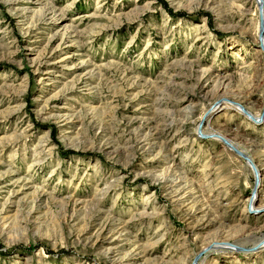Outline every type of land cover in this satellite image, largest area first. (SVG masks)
<instances>
[{"label": "rangeland", "instance_id": "obj_1", "mask_svg": "<svg viewBox=\"0 0 264 264\" xmlns=\"http://www.w3.org/2000/svg\"><path fill=\"white\" fill-rule=\"evenodd\" d=\"M262 20L259 0H0V264H264Z\"/></svg>", "mask_w": 264, "mask_h": 264}, {"label": "bare ground", "instance_id": "obj_2", "mask_svg": "<svg viewBox=\"0 0 264 264\" xmlns=\"http://www.w3.org/2000/svg\"><path fill=\"white\" fill-rule=\"evenodd\" d=\"M259 3L260 4H262V3H264V0H259ZM263 31H264V27H263ZM263 40V42H264V38L262 39ZM225 88V82H224V79L221 81V83L218 85V89H224ZM155 103V102H154ZM228 105V104H227ZM213 113L214 112H212V113H210V112H208L207 114H206V119H205V122H204V119L202 120V122H203V124L205 123V124H208V122H209V120H207V119H210L212 116H213ZM209 115V116H208ZM208 116V117H207ZM261 116V115H260ZM157 119V118H156ZM169 119V118H168ZM168 119H167V117L165 118V120L163 121L164 122V126H170L171 124H173L172 123V121L171 120H169L168 121ZM171 121V122H170ZM171 123L170 125H166V123L168 124V123ZM161 123V122H160ZM163 124V123H162ZM207 134H209V135H211V136H214V138H218V139H227L225 136H223L222 134H220V133H218V132H215V131H213V130H211L210 132H207ZM213 138V139H214ZM230 145H232L233 147H235L236 146V144L234 143V142H230L229 143ZM247 144V143H246ZM252 147H254V144H251L250 146H249V151H250V149L252 148ZM239 153V152H238ZM243 155H246L247 157H248V161H247V163L251 166V167H254L255 169H256V171H257V173H260L261 171L259 170V168H258V166H257V164H256V162H255V160L251 157V155L248 153V152H246V151H244V154ZM166 177V176H165ZM168 178V177H167ZM181 179V178H180ZM162 180H164L165 181V178H162ZM256 191V190H255ZM176 197V196H175ZM258 197L259 196H257V194L256 193H252L251 195H250V197L248 198V205L249 206H251L253 209H255V210H261V209H263L264 210V206H258L259 204L257 203L258 202ZM259 200H260V198H259ZM220 204V203H219ZM261 205V204H260ZM208 248V247H207ZM207 248H205V249H203V250H201L200 252H201V254L202 255H205L206 253H208V252H210V251H208L207 250Z\"/></svg>", "mask_w": 264, "mask_h": 264}, {"label": "water", "instance_id": "obj_3", "mask_svg": "<svg viewBox=\"0 0 264 264\" xmlns=\"http://www.w3.org/2000/svg\"><path fill=\"white\" fill-rule=\"evenodd\" d=\"M261 29H260V36H262L263 35V26H264V22H263V20L261 21ZM264 50V49H263ZM244 112L247 114V115H249L250 117H252V118H254V119H257L256 117H254L253 115H251V113H249L248 111H245L244 110ZM264 118V110H263V112H262V115L258 118V120H262ZM202 125H203V122L202 123H200V128H202ZM241 157L242 158H244V159H246V160H248V157L246 156V155H241ZM257 178V177H256ZM258 180V179H257ZM262 244H264V241L262 240L257 246L258 247H261L262 246ZM232 247H233V249H234V245L232 244L231 245ZM238 248V246H236L235 245V248ZM200 259V257H196V259L194 260V262H193V264H197V262H198V260Z\"/></svg>", "mask_w": 264, "mask_h": 264}]
</instances>
